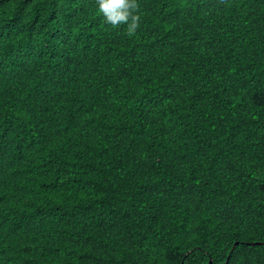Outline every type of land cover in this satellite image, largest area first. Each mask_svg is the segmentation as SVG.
Wrapping results in <instances>:
<instances>
[{
  "label": "trees",
  "instance_id": "trees-1",
  "mask_svg": "<svg viewBox=\"0 0 264 264\" xmlns=\"http://www.w3.org/2000/svg\"><path fill=\"white\" fill-rule=\"evenodd\" d=\"M0 0V264H264V0Z\"/></svg>",
  "mask_w": 264,
  "mask_h": 264
},
{
  "label": "clouds",
  "instance_id": "clouds-1",
  "mask_svg": "<svg viewBox=\"0 0 264 264\" xmlns=\"http://www.w3.org/2000/svg\"><path fill=\"white\" fill-rule=\"evenodd\" d=\"M96 10L103 15L106 24L113 28L126 27V35L132 37L139 27L137 0H95Z\"/></svg>",
  "mask_w": 264,
  "mask_h": 264
}]
</instances>
